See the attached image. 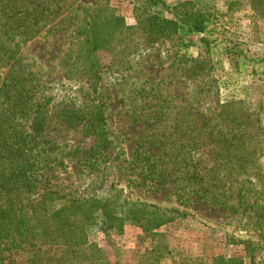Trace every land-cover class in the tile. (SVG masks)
<instances>
[{
	"label": "rangeland",
	"instance_id": "374dc122",
	"mask_svg": "<svg viewBox=\"0 0 264 264\" xmlns=\"http://www.w3.org/2000/svg\"><path fill=\"white\" fill-rule=\"evenodd\" d=\"M81 1L0 0V110L23 146L17 161L29 166L27 190L58 195L59 203L69 196L103 205L112 197L122 211L135 204L170 219L156 231L170 251L207 264L218 257L264 264V236L245 208L264 206V138L256 171L263 178L253 179L241 201V177L234 182L229 168L215 166L213 138L215 106L230 97L254 109L262 104L264 128V0H187L208 16L203 33L184 28L171 42L131 54L120 45L98 50L93 69L75 54ZM92 1L135 23V0ZM189 58L208 61L211 71L186 72L178 60ZM99 228L96 217L88 242L110 264H137L155 246L128 222L110 238Z\"/></svg>",
	"mask_w": 264,
	"mask_h": 264
},
{
	"label": "trees",
	"instance_id": "16d2710c",
	"mask_svg": "<svg viewBox=\"0 0 264 264\" xmlns=\"http://www.w3.org/2000/svg\"><path fill=\"white\" fill-rule=\"evenodd\" d=\"M133 15L135 23L127 26L107 2H79L74 8L77 19L74 30L76 58L93 69L96 67L94 54L98 50L114 51L120 45L122 54H131L157 43L171 42L184 28L188 33H203L208 21V16L187 0L172 7L162 0H135ZM178 61L183 66L187 65L185 71L195 76L207 75L211 71L209 62L204 59ZM31 75L30 71L26 74L27 77ZM13 80L12 88L19 81L16 78ZM260 88L263 94L264 88ZM207 90L202 88L200 92ZM6 99L8 108L9 94ZM215 107L214 152L219 158L215 166L229 168L228 177L234 182L241 177L237 184V198L241 201V193L249 190V185L255 186L253 179L258 178L259 181L263 178L256 173L264 138L260 121L262 104L254 109L246 107L238 97H230L225 102H217ZM4 110H0V264H110L103 250L97 244L88 242V229L96 217L100 231L107 238L119 235L126 222L152 237L155 246L145 251L143 260L138 258L137 264H207L168 249L163 236L156 232L170 220L163 215L143 211L135 204L127 205L130 209L122 211L121 205L112 204V197L102 198V201L106 200L103 205L91 199L69 196L59 203L58 195L27 190L29 166L23 160L17 161L24 156L23 146L16 141L17 132L6 129L9 119ZM98 138L99 146L104 147L107 140L101 139L103 135ZM201 196L196 197L200 199ZM208 197L205 196L210 204L211 195ZM245 208L251 214L249 219L253 220L255 231L264 236V206L247 202ZM96 211L99 213L97 216ZM21 254H27L24 263L17 260ZM209 264L239 262L234 258L218 257Z\"/></svg>",
	"mask_w": 264,
	"mask_h": 264
}]
</instances>
